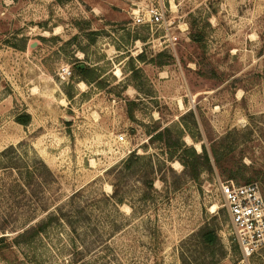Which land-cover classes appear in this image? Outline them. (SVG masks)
Returning a JSON list of instances; mask_svg holds the SVG:
<instances>
[{"label": "rangeland", "instance_id": "1", "mask_svg": "<svg viewBox=\"0 0 264 264\" xmlns=\"http://www.w3.org/2000/svg\"><path fill=\"white\" fill-rule=\"evenodd\" d=\"M151 6L162 22L135 23ZM74 64L85 78L62 79ZM165 127L264 187V0H0V264H182L212 216L233 264L226 174L187 177L149 142ZM131 152L144 159L119 174Z\"/></svg>", "mask_w": 264, "mask_h": 264}, {"label": "trees", "instance_id": "2", "mask_svg": "<svg viewBox=\"0 0 264 264\" xmlns=\"http://www.w3.org/2000/svg\"><path fill=\"white\" fill-rule=\"evenodd\" d=\"M87 70V66L80 67L79 64H74L72 66L71 77H78L77 81L83 80L85 78ZM15 119L21 124H26L29 120V115H18ZM152 141L162 143L163 149L169 151L171 154L179 152L180 157L177 161L183 166L184 174L192 180H198L202 172H208L212 174L214 168L218 172L222 173L224 176L226 174L227 180L234 179V169H232L231 167L226 168L224 164V158L222 154H219V150L217 147H215V145L211 146L210 150H208L202 143L200 145L201 150L197 152L192 146H188L183 142L179 143L177 139H174L168 127H165L161 130H153V134L149 138V142ZM142 159L144 158L131 152L128 158L122 163L124 167L120 170H117V172H119V174L135 173L137 171L135 169V165L137 164V161H140ZM147 159L149 160V157H147ZM147 163L151 168L147 174H154V167L158 166L159 162L155 164L150 161H147ZM163 166L164 163L160 162L157 171L161 170ZM124 170H127V172H125ZM147 174L144 183L146 184V187L152 189L153 177H147ZM115 181L116 180L111 183V186L113 187V192L111 195L113 197L117 195L118 188L120 187L119 183ZM48 219H50V217H48ZM213 220L214 216H212L209 220L204 221L201 226H199L188 237L181 241L179 245L181 250L179 259L182 264H218L225 257L226 253L218 237L216 227L213 224ZM44 227L45 222H40L34 226H30L23 230L22 233L18 234L14 238V242H17L20 238L24 236H27V238L33 237L34 235L42 231ZM4 237L5 236H0V242H4ZM191 246H193L196 250L199 251L198 255L200 256L198 258H194L192 257L193 255L190 254V252L192 251L189 250ZM195 249L194 251H196ZM205 253L206 258H203Z\"/></svg>", "mask_w": 264, "mask_h": 264}, {"label": "built area", "instance_id": "3", "mask_svg": "<svg viewBox=\"0 0 264 264\" xmlns=\"http://www.w3.org/2000/svg\"><path fill=\"white\" fill-rule=\"evenodd\" d=\"M145 16L150 23L158 24L163 20V11L151 6L136 16L135 23H144ZM61 69V78L68 79L69 68ZM118 139L123 140V136ZM219 191L239 248V258L233 264H249V259L264 247V187L258 182L237 184L225 180L219 184Z\"/></svg>", "mask_w": 264, "mask_h": 264}, {"label": "crops", "instance_id": "4", "mask_svg": "<svg viewBox=\"0 0 264 264\" xmlns=\"http://www.w3.org/2000/svg\"><path fill=\"white\" fill-rule=\"evenodd\" d=\"M218 264H228L227 261L224 259V260H221Z\"/></svg>", "mask_w": 264, "mask_h": 264}, {"label": "water", "instance_id": "5", "mask_svg": "<svg viewBox=\"0 0 264 264\" xmlns=\"http://www.w3.org/2000/svg\"><path fill=\"white\" fill-rule=\"evenodd\" d=\"M80 67H83V65H80Z\"/></svg>", "mask_w": 264, "mask_h": 264}]
</instances>
